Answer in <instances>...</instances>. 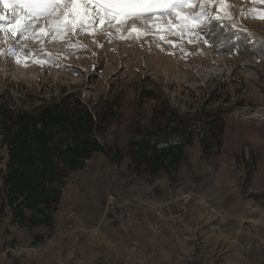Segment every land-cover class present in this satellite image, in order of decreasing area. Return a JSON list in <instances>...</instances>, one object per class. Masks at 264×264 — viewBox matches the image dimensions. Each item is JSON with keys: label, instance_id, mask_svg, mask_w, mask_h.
<instances>
[{"label": "rangeland", "instance_id": "1", "mask_svg": "<svg viewBox=\"0 0 264 264\" xmlns=\"http://www.w3.org/2000/svg\"><path fill=\"white\" fill-rule=\"evenodd\" d=\"M252 9L264 12V0L209 6L230 18L198 27L193 42L143 19L138 39L126 38L131 20L124 32L23 39L0 20V103L32 110L67 99L104 114L99 141L111 154L149 133L185 145L178 169L152 181L93 155L69 177L43 243L0 217V264H264V19L246 17ZM199 11V0L185 9ZM213 116L220 137L205 125Z\"/></svg>", "mask_w": 264, "mask_h": 264}, {"label": "trees", "instance_id": "2", "mask_svg": "<svg viewBox=\"0 0 264 264\" xmlns=\"http://www.w3.org/2000/svg\"><path fill=\"white\" fill-rule=\"evenodd\" d=\"M156 114L155 110L152 122ZM217 119L210 117L205 125L220 137L224 127ZM107 124L104 114L67 99L32 110L0 103V217L7 216L11 226L29 232L32 245L50 237L69 177L84 169L93 155L102 154L116 164L125 161L133 175L149 181L178 169L185 159L184 144L156 140L154 133L129 142L124 153L111 154L99 141ZM178 124L173 118L168 129L177 131ZM200 146L206 151L203 141Z\"/></svg>", "mask_w": 264, "mask_h": 264}, {"label": "snow or ice", "instance_id": "3", "mask_svg": "<svg viewBox=\"0 0 264 264\" xmlns=\"http://www.w3.org/2000/svg\"><path fill=\"white\" fill-rule=\"evenodd\" d=\"M196 2L197 0H0V6L11 13L8 17L0 13V20L10 19L12 23L8 30L13 35L19 32L23 39L28 36L42 38L49 34L53 38H67L69 34H84L86 27L102 30L103 27L113 25L117 26L118 32H124L127 30L128 20L143 19L145 24H151L158 33L170 32L180 37L187 33L189 42H193L191 37L199 35L194 31L198 27H210L213 20L230 18V13L226 10L223 16L212 15L209 11V6L217 3L224 8L225 0H199L200 11L186 13L185 9L192 8ZM245 15L264 19V12L257 13L255 9ZM41 20L43 26L38 30L36 26ZM232 27H236L234 21ZM3 29L4 25H0V30ZM89 34L93 32L90 31ZM145 34L146 30H139L133 25L126 38L138 39ZM113 38L114 34L108 37L109 40ZM157 39L175 46L166 36L158 35ZM236 40H243V37L237 35ZM75 47L79 49L84 46L77 42ZM8 51L14 57L17 55L16 50L10 48Z\"/></svg>", "mask_w": 264, "mask_h": 264}, {"label": "bare ground", "instance_id": "4", "mask_svg": "<svg viewBox=\"0 0 264 264\" xmlns=\"http://www.w3.org/2000/svg\"><path fill=\"white\" fill-rule=\"evenodd\" d=\"M140 20V19H139ZM139 20H134V22H132V20H131V23H130V26H129V28L131 29L132 28V26L134 25L136 28H139L143 23L142 22H140ZM145 22V21H144ZM140 30H141V28H140Z\"/></svg>", "mask_w": 264, "mask_h": 264}]
</instances>
